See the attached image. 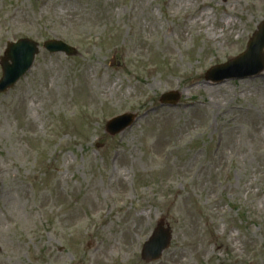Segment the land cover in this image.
Returning <instances> with one entry per match:
<instances>
[{"label": "rangeland", "instance_id": "374dc122", "mask_svg": "<svg viewBox=\"0 0 264 264\" xmlns=\"http://www.w3.org/2000/svg\"><path fill=\"white\" fill-rule=\"evenodd\" d=\"M202 9L236 11L230 36ZM263 20L264 0H0V59L21 38L78 49L41 48L0 92V264H264V70L206 77ZM160 222L171 245L145 262Z\"/></svg>", "mask_w": 264, "mask_h": 264}, {"label": "water", "instance_id": "95a60500", "mask_svg": "<svg viewBox=\"0 0 264 264\" xmlns=\"http://www.w3.org/2000/svg\"><path fill=\"white\" fill-rule=\"evenodd\" d=\"M259 29L255 37L250 41L246 52L229 60L225 64L211 67L207 71V78L213 80L241 78L261 72L264 69V22L260 25ZM44 47L51 53L64 52L67 55H75L78 52L75 47L58 39L46 41ZM39 51V44L29 38H22L16 42H8L5 56L1 58L3 75L0 79V92H4L12 87L32 67L35 56ZM243 66H246V70L240 71L237 69ZM221 68L232 71L223 75H216V71ZM166 95H169L167 100L169 99L170 101H175L178 98L174 94H164L162 96L164 102H166ZM134 118L135 114L133 113L119 115L107 123L106 131L111 135H115L130 126ZM171 239V227L160 222L144 243L141 252L142 258L147 262L160 259L163 252L169 248Z\"/></svg>", "mask_w": 264, "mask_h": 264}, {"label": "bare ground", "instance_id": "6f19581e", "mask_svg": "<svg viewBox=\"0 0 264 264\" xmlns=\"http://www.w3.org/2000/svg\"><path fill=\"white\" fill-rule=\"evenodd\" d=\"M225 13L228 17H226L224 15ZM225 13L224 14L218 13L212 17V16H210V14L208 13V11L206 9L194 11L190 14L191 17H193L191 22L194 26L206 25L209 28L212 25H214L215 27L217 26L219 28V30L221 31V33L227 32L228 35L230 36L231 32H233V25H235V22L232 19V16H234L236 14V11H234L233 9L232 10H225ZM255 13L257 15H260L261 11L257 10ZM209 22H213V24H209ZM236 45H237V43H235L233 46H236ZM190 83L192 84V86H196V88L202 87L208 91H213L218 87L219 88L224 87L223 84H216V83L210 82V81L209 82L203 81L202 79H199V78L192 79V81ZM184 104L188 107H193V106H197V104H200V103L197 101H185ZM178 107L181 108V104L178 105L177 108Z\"/></svg>", "mask_w": 264, "mask_h": 264}]
</instances>
